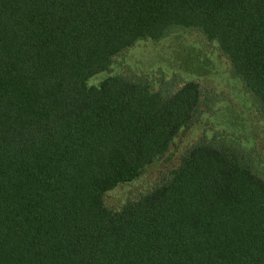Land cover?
Wrapping results in <instances>:
<instances>
[{
  "label": "trees",
  "instance_id": "trees-1",
  "mask_svg": "<svg viewBox=\"0 0 264 264\" xmlns=\"http://www.w3.org/2000/svg\"><path fill=\"white\" fill-rule=\"evenodd\" d=\"M176 30L216 46L254 121L196 81L88 84ZM226 114L153 187L106 207ZM263 136L264 0H0V264H264Z\"/></svg>",
  "mask_w": 264,
  "mask_h": 264
},
{
  "label": "rangeland",
  "instance_id": "rangeland-1",
  "mask_svg": "<svg viewBox=\"0 0 264 264\" xmlns=\"http://www.w3.org/2000/svg\"><path fill=\"white\" fill-rule=\"evenodd\" d=\"M127 70L150 77H165L178 81H196L204 89L212 92L215 108L221 112L226 107H233L236 112H243L247 119L254 121L251 102L242 94L241 84L232 79L228 61L218 52L214 44L204 42L193 32L176 30L159 42L145 41L138 43L123 56L116 59L110 72L99 74L88 81L89 85H98L106 77ZM252 114V116H251ZM252 117V119H251ZM230 117L214 116L202 119L193 128L181 134L161 163L154 164L144 171L135 181L123 184L108 192L104 197L106 207L116 210L128 200H133L153 187L164 173L173 168L179 157L194 144L208 123H226ZM212 127V124L210 125ZM227 127L226 125H224ZM264 138V136L262 137Z\"/></svg>",
  "mask_w": 264,
  "mask_h": 264
}]
</instances>
